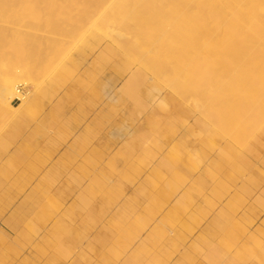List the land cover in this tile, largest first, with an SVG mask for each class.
Here are the masks:
<instances>
[{
  "label": "rangeland",
  "instance_id": "rangeland-1",
  "mask_svg": "<svg viewBox=\"0 0 264 264\" xmlns=\"http://www.w3.org/2000/svg\"><path fill=\"white\" fill-rule=\"evenodd\" d=\"M24 30L16 38L35 42L38 55L31 58L33 79L18 85L32 97L30 107L23 115L9 106L0 116V171L9 175L0 176V261L7 255L0 264H264V152L245 151L244 138L255 141L252 129L246 132L254 135L241 134L238 144L220 133L213 123L215 99L202 95L210 93L206 83L205 89L202 82L189 83L190 92L173 89L131 57L144 52L121 51L99 36ZM9 42L17 49L8 46L7 65L13 67L25 61L18 54L25 44H15L14 37ZM99 82L115 86L116 99L99 98ZM155 84L160 96L148 101ZM85 118L91 121L86 132ZM122 125L134 133L117 140L110 153L107 130ZM234 144L241 148L240 162L231 157ZM254 152L259 158L249 167L243 160ZM89 153L95 160L86 163ZM100 153L104 169L96 181L91 172ZM154 199L159 207H148ZM14 208L20 215L8 221ZM145 209L155 214L147 217ZM153 223L166 236L155 232L156 239Z\"/></svg>",
  "mask_w": 264,
  "mask_h": 264
},
{
  "label": "bare ground",
  "instance_id": "bare-ground-1",
  "mask_svg": "<svg viewBox=\"0 0 264 264\" xmlns=\"http://www.w3.org/2000/svg\"><path fill=\"white\" fill-rule=\"evenodd\" d=\"M29 20H34V22L30 24L31 22H29ZM27 27L34 31L51 30L59 33H74L75 30H78L80 33L84 32L93 38L99 36V39H106L124 52L142 51L144 54L142 53L137 56V54L134 55V52H132L135 57L130 56L141 63V65L148 66L154 72L155 76L161 77L165 85L167 84L173 89L174 87L176 89L180 88V90L184 88L185 91L183 92H186V90L190 92L192 91L190 89L192 85H189L190 90L186 87L189 83H196L198 86L200 85L198 82H202L203 84L201 83L202 85H200V87H203V89L208 85L206 89H208L210 93L205 94L203 90L202 95L203 97L206 95L204 98H207V95L209 96L211 94L210 97L215 99L213 102L215 101L214 108L216 109V113L214 112L215 109L213 112L217 115L213 117L217 119L214 118L215 120H213V123L214 121L218 122L217 124L219 126L217 125V128L219 127L218 130H220V133L221 130L222 135L226 132L236 144L242 142V140L239 139H241L243 135L247 136L248 134L251 135L254 133L255 141L253 140L254 142H250L251 144L247 143L249 140L246 141L244 138V142L247 144V149L245 147V151L248 150V147H250L249 150L260 147L262 152H264V0H0V116L3 118L5 115H8L5 113L8 109L10 110L9 106L13 108V111L23 113L30 107L29 105L32 103L30 100L33 101L30 99L32 98L30 94L20 90L18 86L19 84L26 85L29 80L33 79V77L31 78L32 74L30 75L29 73L30 71L33 72L30 70V68H32L31 58L37 57L38 55L35 42L30 39L24 40L23 36L21 37L22 39L16 38L19 37L22 31H25L24 28L26 29ZM34 31L33 33H36V31ZM125 34L130 35V40L128 42L124 41ZM12 37H14L15 44H18V42L25 44L20 53L18 51L16 52L26 59L24 62H17L13 67H8V49L10 48H8V46L11 45L12 48L15 47L13 44L9 45V41ZM89 42L90 40L88 39L87 45H89ZM15 49L16 48L12 50ZM18 54L13 52L12 57L16 58ZM205 83L207 85H204ZM209 85L211 86L210 88ZM121 87L122 85L118 86L119 89H121ZM35 88H33L34 91ZM160 90L161 88L156 84L150 86L147 91V100L156 101L160 96ZM98 94L99 98L104 96L108 99H116L115 86L111 83L99 82ZM207 101L210 102V100ZM208 102H205V104L207 105ZM208 107L209 104L206 110H208ZM1 113L3 114L1 115ZM22 113L19 114L22 115ZM3 118H0L1 121ZM211 127L212 125H210V129ZM114 128L115 129H112L113 131L111 132L112 136L121 138L122 140H126L131 133L124 125ZM213 129H215V131L217 130L216 128ZM248 129H252L251 134L246 132ZM217 132L218 131H216V133ZM220 137L223 138L221 134ZM249 137L251 136L246 138ZM226 140V142L229 143L228 139ZM242 143L239 144V146H241ZM232 146H230L231 149H235L233 150L234 156L232 155L233 153L229 154H231V157L237 162V159L242 158L240 155L238 157L236 155L241 148H237L236 145L232 148ZM226 147H228V145ZM228 149L231 151L229 147ZM236 149H239V151ZM227 150L225 153H227ZM259 151L257 152L259 153ZM98 152L100 151H97V153ZM97 153L94 152L95 155ZM101 153L99 154L100 156H98V161H95L96 164L93 167V172H91L94 179L95 176L98 177L97 175L104 169ZM92 154L93 153H91V155ZM229 154L228 156L230 157ZM261 154L262 153H260V155ZM221 155L223 156V153ZM87 156L88 154L84 157L83 160L87 158V161L85 160L84 162L87 163L91 160L94 162L95 159L90 156V153L89 156L92 159ZM243 156L245 157L244 154ZM253 157L259 158V155L254 152L250 157L245 158L246 160L241 159V161H247V165L252 167L255 160L252 159ZM263 159L262 161H264ZM82 163L81 166L84 167ZM216 163L218 164L219 162ZM233 165L237 166V164ZM239 165L240 164H238V166ZM1 166L4 167L3 165ZM33 166H31L30 169ZM92 166L90 167L92 168ZM240 166H243V164ZM240 166L238 168H240ZM38 167H40V165H38ZM257 168L258 167L255 169ZM2 169L0 173L2 172L5 174V172H7L6 168ZM154 169L156 170L157 168L154 167ZM35 170H38V168L30 172L33 176V173L36 172ZM234 170L233 173L237 172ZM245 170L246 169H243L242 171ZM248 171L250 173V169ZM89 172L87 174L86 169L85 176H90ZM237 173L241 174L242 172ZM4 174L2 175L4 176ZM36 174L37 173H35V175ZM2 175L0 176L3 179H7L5 176H9L5 174L4 178ZM90 178L92 177L90 176ZM23 180L24 179L21 180L22 182H19H26ZM37 180L38 179H36V181ZM19 182L17 183L20 184ZM17 183H15L14 186H16ZM34 183H32L34 185H32V187H35ZM2 185H5V183H2ZM10 187L11 186L7 185L6 188L10 190L12 189ZM14 188L15 187H13V190H15ZM17 188V191L24 189L19 188L18 190ZM0 190H2V188ZM33 191L31 189L29 193ZM15 192L13 194L11 193V195H14ZM16 195V197H12L13 200L18 197L19 193ZM151 196L148 199H151ZM7 201L9 200L5 202ZM125 201H127V199ZM151 201L152 200H150V202ZM19 202H21V200ZM154 202H156L155 199L152 204ZM1 204L3 205V202ZM1 204L0 206H2ZM23 204L20 203L22 206ZM147 204H149V202H147ZM154 204L158 205L157 203ZM154 204L150 206V203L148 207H154ZM4 205L6 206V204ZM18 205L19 204H17V206ZM34 206H36V204ZM15 208L14 210H12L13 208L11 209V215L14 213L12 211H18L17 209L15 210ZM145 211H147L144 213H146L148 217L147 213L150 214V212L146 209ZM150 211V216L155 214L153 210ZM21 212H24V210ZM14 214L15 215L11 217H7L8 221L14 216V218H17L16 215L18 213L16 214L15 212ZM146 216L144 217L147 218ZM20 217L18 218L21 219ZM14 218L12 219L15 220ZM19 219H16V221H19ZM151 219L153 221L155 218ZM12 222L14 224V221H11V224ZM147 224L149 223H146V225ZM154 225L155 223L152 224V226ZM156 226L157 225H155L154 228L149 227L156 230L149 229L150 231H154L153 235L156 232L159 238L166 236L165 231L160 230ZM169 232L171 233V230H169ZM157 235L154 236L156 239H159ZM168 236L167 234V237ZM7 246L8 244L5 247ZM8 247L7 249L10 248ZM14 247L15 246H13V248ZM1 251L2 250H0V253ZM13 251L10 252L13 253ZM5 258H3V260ZM3 260L1 259L0 262Z\"/></svg>",
  "mask_w": 264,
  "mask_h": 264
},
{
  "label": "crops",
  "instance_id": "crops-1",
  "mask_svg": "<svg viewBox=\"0 0 264 264\" xmlns=\"http://www.w3.org/2000/svg\"><path fill=\"white\" fill-rule=\"evenodd\" d=\"M88 120H89L88 118H85V120H84V131L85 132H86V130L88 128V125L91 124V121L89 122ZM114 127H117V126H110L108 128V130H107V135L109 136L108 137L107 148H109L110 153L113 152L114 150H116V147L119 145V142L122 141V139H120L118 137H115V136H112L111 132L115 129ZM129 130L131 131V134L134 133V128L129 126ZM117 140H120V141H117ZM111 146H113V147L111 148ZM117 165H120V163H117Z\"/></svg>",
  "mask_w": 264,
  "mask_h": 264
}]
</instances>
